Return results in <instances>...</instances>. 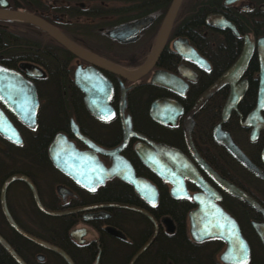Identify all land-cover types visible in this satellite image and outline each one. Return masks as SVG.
Segmentation results:
<instances>
[{"label":"flooded vegetation","instance_id":"obj_1","mask_svg":"<svg viewBox=\"0 0 264 264\" xmlns=\"http://www.w3.org/2000/svg\"><path fill=\"white\" fill-rule=\"evenodd\" d=\"M172 1L0 0L2 13L38 16L91 54L78 57L32 23L0 14V69L13 74V83L0 74V118L11 127L4 132L0 122V237L23 264L68 263L17 232L7 216L23 233L62 251L72 264H128L149 239L153 226L145 215L109 205L128 204L152 217L149 210L157 204L139 196L121 178L122 171L107 176L113 158L102 150L123 141L125 118L143 138L129 136L116 155L128 162L135 177L155 187L157 199L158 182L172 200L192 204L185 214L189 241L213 240L218 247L214 264H248L251 244L264 250L251 225L264 223L262 215L214 182L199 163L264 210V178L250 170L264 175V0H178L161 49L150 61ZM28 82L37 100L30 126ZM71 124L89 144L74 134ZM57 134L74 148L58 153L64 170L48 151ZM135 144L149 147L154 161L151 144L172 147L187 158L236 223L248 248L246 261H223L226 243L218 237L191 238L187 213L196 204L190 197L174 198L171 183L141 162ZM81 156L85 163H75ZM183 182L188 195L204 191L186 178ZM39 205L51 212L71 211L49 215ZM152 219L157 230L159 224L165 234L172 233L169 216ZM145 220L152 227L148 236ZM0 249L6 257L0 253V262L17 264ZM155 262L151 250L138 264Z\"/></svg>","mask_w":264,"mask_h":264},{"label":"water","instance_id":"obj_2","mask_svg":"<svg viewBox=\"0 0 264 264\" xmlns=\"http://www.w3.org/2000/svg\"><path fill=\"white\" fill-rule=\"evenodd\" d=\"M178 0H173L172 4L166 13L163 23L161 25V28L158 33V37L156 39L155 45L153 47L152 54L150 55V61L154 58V56L160 51L164 37L168 31L171 19L173 17V14L175 12V9L177 7ZM0 14H5L0 11ZM12 17H16L18 19H23L29 23H32L42 31H44L46 34H48L52 39L63 45L69 52H71L74 55H77L81 58L90 57L91 54L84 51L83 49L75 46L70 41H68L64 36H62L54 27H52L49 23L44 21L38 16H35L33 14H25V13H19V12H11L10 14H5ZM77 73V71H76ZM121 74L128 76L124 71L120 72ZM0 74L2 75L5 80L8 81V83H13V81L10 80V77L13 76V74L9 70L0 69ZM77 74H75V79L78 84V86L81 88V90L84 91L83 86L80 84L82 81L79 78H76ZM25 82L23 81V85ZM28 101L26 104L27 109L30 111V122L28 125H33V119H34V113L35 109L37 107V100L34 92V88L31 85L30 82H28ZM216 87L213 85L210 87L206 92H204L203 97H200L199 99V105L204 101V99L212 93V88ZM0 118V122H2V125L4 127L3 131L10 133L11 127L8 124ZM71 130L74 132V134L82 140L85 144H89L86 138L81 136L78 132L75 126L71 124ZM129 136H135L138 138H143L141 135L135 133L131 130L130 121L129 119H124L123 121V141L120 143L118 147L115 149L104 151V153H107L113 158L111 166L108 168L107 176L110 177L111 175L116 174V170H120L123 172V175L121 178L128 182L134 189V191L141 196L144 200H146L149 204L154 205L157 200V191L154 186L149 185L148 182L142 178L135 177L132 172V168L128 164V162L117 154V151L120 150L127 138ZM60 135H56L54 139L51 141L48 151L50 156H52L53 163L59 167L60 169L64 170V159L60 156V154H66V151L71 150L74 152L73 145L69 142H62L59 138ZM155 152L157 154L156 160L154 161L153 157H151V149L149 147L139 146L138 144L134 145L135 153L140 158L141 162L145 164L147 167L151 168L152 171L157 174L161 179L165 181H169L171 183V187L169 189L170 194L174 198H182V197H190L191 200L196 204V207L189 210L187 213V219H188V226H189V234L191 238L198 242L202 241L207 238H213L218 237L222 239L226 243V247L223 250L221 254V259L223 261L228 262H244L246 261L248 257V248L246 244L243 242L236 223L232 218H230L223 209L217 204L216 200L219 198L218 195H215L212 192V189L206 185V183L203 182L199 174L196 172L194 167L189 163L187 158L183 156L178 150L161 145V144H151ZM60 153V154H58ZM72 162H74L72 160ZM81 163L84 164L85 160L84 157L81 156L80 161H76L75 163ZM203 170L213 179L214 182L219 184L221 187H223L226 191L234 194L235 196L239 197L240 199L244 200L248 205H250L255 211L259 212L263 219H264V210L257 204L252 198L249 196H246L245 194L241 193L238 189L227 183L224 179L220 178L217 174H215L209 167H205L202 165V162H199ZM250 170H252L253 173L259 175L260 177L264 178V175L260 173V171L254 169L250 166ZM186 178L189 181H191L193 184L198 186L199 188L203 189V193H195L192 195H188L185 190L183 179ZM14 178H9L7 181H10ZM78 181V180H77ZM79 183H82L78 181ZM115 207L123 208L126 210H131L135 212H139L143 215H145L151 222L153 226L152 234L149 237V239L132 255L131 259L129 260L128 264H132L134 259L149 245V243L154 238L156 231H157V225L156 222L152 219V217L145 212L144 210H141L139 208H136L134 206L128 205V204H109ZM40 206V205H39ZM92 207V206H90ZM41 208V206H40ZM78 209H84V208H78ZM42 211L46 212L49 215H62L65 213L70 212L68 211H60V212H51L46 211L43 208H41ZM99 214H97L98 216ZM7 220L9 224L21 235H23L28 240L32 241L33 243L38 244L41 247H45L48 249H52L56 251L61 257L67 261L68 264H72L68 257L59 249L40 241L34 237H31L25 233H23L21 230H19L13 221L10 219V217L7 216ZM165 224H168V221H164ZM253 229L257 233V235L260 238V241L262 245L264 246V223L252 221L251 223ZM0 245L3 247V249L16 261L17 264H23V262L18 258V256L14 253V251L9 247V245L0 237ZM96 264V262L94 263Z\"/></svg>","mask_w":264,"mask_h":264},{"label":"trees","instance_id":"obj_3","mask_svg":"<svg viewBox=\"0 0 264 264\" xmlns=\"http://www.w3.org/2000/svg\"><path fill=\"white\" fill-rule=\"evenodd\" d=\"M64 76L63 74V79H65ZM156 187L158 190L157 204L149 212L157 222L162 216H169L173 223V231L167 235L163 231L162 225L158 224V230L150 248L146 249L139 256L135 264H138L142 259H146L148 252L151 250L154 252L155 264H214L213 254L217 251L218 247L213 240L194 244L187 238L185 214L192 204L187 200H172L167 194L166 187L158 184V182L156 183ZM121 212L124 215H131L130 212L124 210H121ZM250 214L251 216L255 215L252 211H250ZM144 227L148 236L152 227L146 220L144 221ZM141 240L139 239L137 244ZM10 242L12 243V241ZM135 242L134 240L132 243L134 244ZM251 247L252 254L248 264H264V250L256 244H251ZM0 253L3 254L1 249ZM3 256L6 258L4 254ZM1 262V264H6L4 261Z\"/></svg>","mask_w":264,"mask_h":264}]
</instances>
